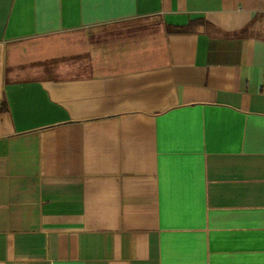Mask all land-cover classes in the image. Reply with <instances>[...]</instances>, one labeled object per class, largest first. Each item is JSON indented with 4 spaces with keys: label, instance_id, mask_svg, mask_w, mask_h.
Returning <instances> with one entry per match:
<instances>
[{
    "label": "crops",
    "instance_id": "crops-1",
    "mask_svg": "<svg viewBox=\"0 0 264 264\" xmlns=\"http://www.w3.org/2000/svg\"><path fill=\"white\" fill-rule=\"evenodd\" d=\"M0 264H264V0H0Z\"/></svg>",
    "mask_w": 264,
    "mask_h": 264
},
{
    "label": "rangeland",
    "instance_id": "rangeland-1",
    "mask_svg": "<svg viewBox=\"0 0 264 264\" xmlns=\"http://www.w3.org/2000/svg\"><path fill=\"white\" fill-rule=\"evenodd\" d=\"M66 39H64V38H60V39H58V41L59 42H62V41H65ZM67 40H70V39H67Z\"/></svg>",
    "mask_w": 264,
    "mask_h": 264
}]
</instances>
